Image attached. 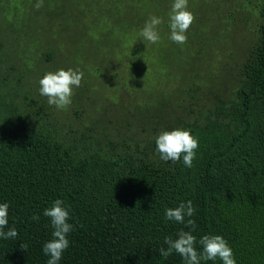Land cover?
<instances>
[{
  "label": "trees",
  "instance_id": "obj_1",
  "mask_svg": "<svg viewBox=\"0 0 264 264\" xmlns=\"http://www.w3.org/2000/svg\"><path fill=\"white\" fill-rule=\"evenodd\" d=\"M85 1L43 0L36 9L37 0H0V19L26 45L24 54H0V203L9 204L4 230L18 233L0 238V264H47L42 248L53 229L43 212L56 199L64 201L73 225L58 264H184L175 252L167 259L159 252L167 248L165 238L176 239L180 231L197 238L198 251L200 238L220 235L236 264H264V0H242L234 10L246 13L249 5L257 28L231 86L200 93L193 84L170 111L151 112L137 125L122 119L126 131L108 133V120L87 117V129L102 125L103 137L65 130L52 106L30 96L23 71L26 59L40 66V79L50 67L49 40L29 20L42 13L61 25L60 14L78 17L89 8L100 16L102 0ZM177 128L199 141L191 168L164 162L155 150V138ZM188 201L195 215L184 224L165 219V209Z\"/></svg>",
  "mask_w": 264,
  "mask_h": 264
},
{
  "label": "rangeland",
  "instance_id": "obj_2",
  "mask_svg": "<svg viewBox=\"0 0 264 264\" xmlns=\"http://www.w3.org/2000/svg\"><path fill=\"white\" fill-rule=\"evenodd\" d=\"M93 1L83 4L91 6L96 3ZM241 1L188 0L187 10L194 14L195 21L183 45L169 38V13L174 0H102L96 19L89 8L87 13L80 11L78 17L69 15L64 19L60 14L61 25L42 13L33 16L29 21L38 27L37 35L49 40L51 46L47 49L51 56L46 63L50 66L48 71L71 68L84 74L81 87L74 89L71 105L62 110L52 106L56 121L65 130L79 131L77 135L85 129L88 136L103 137L102 125L95 124L94 131L87 129L91 128L87 117L108 120V133L124 131L122 119L131 118L137 125L140 118L150 120L151 112L170 111L193 84L200 93L208 87L231 86L236 64L253 38L254 27L257 28L256 12L251 15L249 5H244L246 13L234 12ZM152 16L163 20L158 26L160 40L156 44L140 35ZM25 48L13 27L0 19V54H24ZM128 59L132 76L127 73ZM40 70L39 65L25 60V79L33 91L30 96L47 103V97L39 94Z\"/></svg>",
  "mask_w": 264,
  "mask_h": 264
},
{
  "label": "clouds",
  "instance_id": "obj_3",
  "mask_svg": "<svg viewBox=\"0 0 264 264\" xmlns=\"http://www.w3.org/2000/svg\"><path fill=\"white\" fill-rule=\"evenodd\" d=\"M43 6V0H37L36 9ZM188 0H174L169 13L170 40L183 45L187 42V31L195 21V16L188 11ZM163 23L161 17L152 16L146 21L140 35L152 44L160 40L158 26ZM83 72L79 70L59 69L46 73L39 81V94L47 97V103L57 109H65L72 103L74 89L81 87ZM155 150L164 162L178 163L182 161L184 167L191 168L196 158L199 141L188 130L174 129L163 131L155 138ZM8 203H0V238L15 239L16 229H4L8 226ZM50 218L53 229L52 239L43 245L42 252L50 256L47 264H58L63 252L69 247L68 234L73 230L69 223L70 213L64 206V201L56 199L50 208L43 212ZM195 215V208L191 201L180 203L176 208L165 209V219L184 224L185 217ZM32 220L38 221L39 216L33 215ZM186 226L195 229V221L187 219ZM164 243L167 248L161 247L159 252L162 258L167 259L173 252L178 254L184 264H206L207 261L220 260L222 264H236L233 251L228 242L220 235H205L199 240L202 251L195 247L197 238L190 231H180L178 238L166 237ZM27 251V245L21 244Z\"/></svg>",
  "mask_w": 264,
  "mask_h": 264
}]
</instances>
